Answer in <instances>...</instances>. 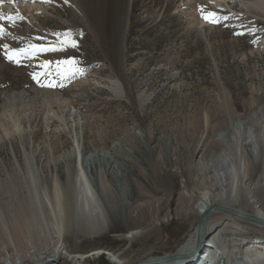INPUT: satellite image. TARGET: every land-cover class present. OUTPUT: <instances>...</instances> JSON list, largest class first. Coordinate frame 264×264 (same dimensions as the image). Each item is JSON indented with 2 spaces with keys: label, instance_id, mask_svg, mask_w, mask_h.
<instances>
[{
  "label": "rangeland",
  "instance_id": "rangeland-1",
  "mask_svg": "<svg viewBox=\"0 0 264 264\" xmlns=\"http://www.w3.org/2000/svg\"><path fill=\"white\" fill-rule=\"evenodd\" d=\"M133 1L132 17L122 43L123 53L119 51L118 42L116 45V31L107 26L96 29L87 17V5L81 0H49L47 3L3 0L0 4V12L18 17L15 26L0 22L11 33L0 39V44L12 47L26 41L46 44L55 40L52 33L63 31H71L77 42V48L41 53L21 65L7 61L0 50V177L8 183L16 177L22 178V193L26 200L33 202H43L45 190L52 198L51 177L54 175L59 176L56 181L66 190L62 169L65 158L58 150L43 153L45 159L48 155L51 162L55 161V167H42L45 176L34 182V188L26 177L25 155L13 123H21L26 130L31 128L35 132L34 144L41 145L47 116L57 117L54 124L61 126L58 117L71 124L69 110L79 112L81 153L84 157L94 151L99 154L100 159L90 156L87 162L97 159L105 168L117 204L109 221L115 231H107L91 242L65 235L68 249L73 252L87 253L102 247L109 253L92 255L84 264H118L145 254L157 257L174 253L196 227L197 211H203L199 204L203 203L205 193L233 197L237 205H243L246 200L255 201L244 208L247 212L259 204L257 198H264V186L255 193L233 191L236 194H232L229 187L219 188L211 164V150L199 143L206 123L215 125L210 132L215 136L231 124L235 127L239 119L245 120V128L251 129L256 138L258 131L264 133V18L254 9L246 10L231 0H220L216 6L207 0H199L197 4L194 0ZM208 12L220 17L226 15L228 19L206 22L202 15ZM106 20L104 17L103 21ZM200 21L207 23L205 37L200 35ZM250 29L255 31L249 34ZM237 32L244 35H235ZM12 36L17 39L13 40ZM38 36L46 39L37 40ZM68 57L79 61L78 66L85 69L83 75L65 80L63 86L57 83L56 87H42L32 79L34 71H42L39 67L42 61L55 62ZM117 79L129 101L106 87ZM22 90L30 94L27 104L7 97L13 91ZM41 90L45 93H40ZM52 92H56V97ZM229 106H233L235 114L225 115ZM219 120L224 123H218ZM210 133L206 135L209 137ZM63 148L72 152L69 141ZM67 162L73 163L70 159ZM18 169L24 172V177H19ZM185 184L188 187H184ZM138 188L143 196L136 195ZM189 189H193L192 192ZM135 199L147 201L145 207L150 209L142 210L147 214L144 217L149 218L153 207L158 206L161 211L167 207L168 219L163 225L153 224L148 229L140 221L142 231L139 226L133 227L130 219L139 217V212L129 214L124 202ZM42 207L44 211L43 204ZM226 208L229 209L223 205L213 208L208 216L211 230L205 236L214 241L208 250V263L264 264L261 258L249 256L254 250H262L264 258V248L243 242L262 238L264 230ZM259 208L264 210V203ZM154 217L153 214L150 219L155 223ZM46 218L47 228L44 226L41 230L36 223L34 230L24 229L27 236L25 234L21 240L22 249L16 251L9 245L5 252L1 250V255L17 254L26 260L40 250L50 249L57 236L51 219Z\"/></svg>",
  "mask_w": 264,
  "mask_h": 264
},
{
  "label": "bare ground",
  "instance_id": "bare-ground-1",
  "mask_svg": "<svg viewBox=\"0 0 264 264\" xmlns=\"http://www.w3.org/2000/svg\"><path fill=\"white\" fill-rule=\"evenodd\" d=\"M159 1L151 0V3ZM198 1L194 0V3L197 4ZM207 1L213 6L219 5L220 3V0ZM223 1L225 2V0ZM81 2L87 5V17L92 20V24L96 29L107 26L110 30L116 31L118 36L116 37V45L118 42V46H121L119 51L121 50V53H123L122 43L132 17L131 9L134 1L81 0ZM231 2H237L246 10L252 8V10L254 9L253 11L260 13L264 18V0H231ZM104 17L107 19V23L103 21ZM206 25L207 23L203 21H200L198 25L202 37L206 36ZM120 62V65H122L123 62ZM106 87L113 92H118L122 98L129 101V97L124 91L119 79L111 81L110 84L107 83ZM39 92L41 93L43 90ZM52 93H54V96L57 95L56 92ZM7 97L27 104V101L30 99V94L23 90L13 91L7 94ZM234 112L235 109H233V106H229L225 115H233L235 114ZM68 116L71 118V124L63 121L62 117H58L61 126L54 124V120L57 117L53 115L46 117L44 122L46 124V131L43 134L41 145L34 144L35 140H33V137L35 136V132L31 128L26 130L25 126L21 123H13L18 139L22 145L23 155H25L24 170H26V177L31 180L34 188V182L41 181L40 179L45 176L41 168L44 166L46 168L55 167V161L51 162L48 155H46L45 159L43 153L58 150L65 158L62 163V169L64 172L63 181H65L67 189L63 190L61 188V184L56 181V177L59 176L54 175L51 177L53 184L52 198L49 195V191L45 190L42 194L43 202H33L26 200L27 198L22 193L23 187L20 185L23 182L22 178L19 179L16 177L14 181L12 180L10 181L11 183H8L6 179L0 177V256H2L1 253L5 252V248L9 245L15 247L16 251L22 249L21 240L27 236L24 229L31 230L34 225L40 224L37 227H41L42 230L45 226L44 221L47 219L46 216L51 219L53 224L51 227L54 228V231L56 230L54 233L57 236V241L50 249L40 250L26 260L17 254L16 256L4 254L0 259V264H51L53 262H59V264H64L65 262L66 264H84L86 258L92 255L109 254L102 247L91 249L87 253L73 252L68 249V245L66 244L65 235L67 234L72 235L71 237H82L91 242L104 236L107 231H115V228L109 221L111 218L110 214L112 212L115 213L117 210L116 200L112 196V190L106 178L105 168L98 164L97 159L93 160L95 162H87L90 156L95 158L99 154L94 151L89 152V156L84 157V154L81 153L83 139L81 138L82 124L80 122L79 112L76 109L69 110ZM224 121L221 122L224 123ZM221 122L220 120L218 121V123ZM25 123H27V120ZM246 124L245 120L239 119V124L236 123L235 127L231 124L230 128L226 127V130L224 128L223 132H219V136H215L210 133L214 131L215 125L206 123L202 136L200 137L201 139L199 138V143H203L206 150H211V155L213 156L211 164L214 166V178L218 182L219 188L226 189V187H229L232 190V194H236L234 193L236 190L239 193H255L264 186V133L258 131L259 136L256 138V136H253L251 129L245 128ZM226 131H229V133L227 134ZM209 133L212 135L208 137L206 134L209 135ZM67 141L72 144V152L70 153L63 148ZM92 142L96 145L95 140ZM257 158L258 161H256ZM68 159L72 160L73 163L69 164L67 162ZM18 170V174H21L19 177H24V172L20 169ZM74 172L75 175H73ZM185 185L184 187H188L187 184ZM192 190L190 191L192 192ZM136 195L143 196V192L138 188ZM183 195V193L180 194L182 198L186 199ZM203 195V203L199 204L203 211L196 210L198 212L196 216V227L183 240L182 245L174 253L167 252L157 257H151L145 254L140 255L136 260L125 261V259L122 263L118 264H209L207 261L209 257L208 250L209 247H212V243L214 245V241L206 239L205 235L211 230V226L207 220L213 211L212 209L221 207V205L229 207V209L226 208L225 210H229L240 217L246 218V220H242L248 221L249 224L258 226L264 230V224H262V222L264 223V210L259 208V205L264 203V198H257L256 202H259V204L253 207L254 210L247 212L244 208L247 206L250 207L255 201L250 203L246 200L243 205H237L236 199H233V197L223 198L219 194L212 196L207 193ZM29 196L31 197V195ZM249 196L254 197L252 195ZM136 200L130 203L127 200L124 202V206L127 207L129 214L131 213L130 211L139 212V217L130 219L133 227L139 226V230L142 231L144 227L139 223L140 221H143L145 229H148L153 224L156 227L161 224L163 225L168 219L167 207L164 211H161L158 206L153 207L149 218L144 217L143 215L147 214L142 210L146 208L149 211L150 208L145 207L148 203L147 201L137 202ZM190 200L191 197H188V201ZM41 203L44 206V211L41 210V208L43 209ZM188 210L190 211L191 208ZM184 211L187 212V210ZM153 214L155 215L154 219L157 220L155 223L150 219ZM204 237L205 239H202ZM199 238L202 239V246L200 245L202 242L199 243L198 241ZM243 242L264 248V234L262 238L257 237L252 240L244 239ZM251 254L256 258H261V261H264V258H262V250H254L249 253V256ZM210 264L214 263L211 262Z\"/></svg>",
  "mask_w": 264,
  "mask_h": 264
},
{
  "label": "snow or ice",
  "instance_id": "snow-or-ice-1",
  "mask_svg": "<svg viewBox=\"0 0 264 264\" xmlns=\"http://www.w3.org/2000/svg\"><path fill=\"white\" fill-rule=\"evenodd\" d=\"M10 3H15L16 0H9ZM28 2V0H25ZM36 2V0H32ZM40 2L47 3L49 0H40ZM67 2V0H66ZM3 0H0V4ZM17 16L12 14L5 15L0 12V22L6 21L10 26H15ZM202 18L209 23H219L221 19L227 20L228 16L220 17L214 12H208L206 15H202ZM23 19V17H19ZM254 29L249 30V34L254 32ZM235 35H244L243 32L234 33ZM55 36V40L48 41L46 44H35L31 41L24 42L19 47H12L9 44H0V50L3 51L4 58L16 65H21L25 61H31L41 53L47 52H63L69 48H77V42L72 38L73 34L71 31L55 32L52 33ZM11 36V33L7 31L5 24L0 23V39ZM13 40L17 37L12 36ZM21 40L23 38H20ZM37 40H45L46 37H36ZM252 43H258V40H252ZM79 61L68 57L66 59L57 60L51 62L44 60L39 64L42 71H34L31 76L42 87H56L57 83L63 86L65 80H72L84 74L85 69L78 66ZM44 78L43 80L41 78ZM47 81L45 83L44 81Z\"/></svg>",
  "mask_w": 264,
  "mask_h": 264
},
{
  "label": "water",
  "instance_id": "water-1",
  "mask_svg": "<svg viewBox=\"0 0 264 264\" xmlns=\"http://www.w3.org/2000/svg\"><path fill=\"white\" fill-rule=\"evenodd\" d=\"M262 224H264V223L262 222ZM202 239H203V238H202ZM202 239H200V238L198 239L199 243L202 242V241H201ZM201 244H202V243H200V245H201ZM197 247H198V246H197Z\"/></svg>",
  "mask_w": 264,
  "mask_h": 264
}]
</instances>
